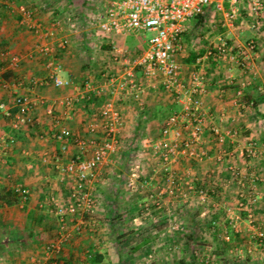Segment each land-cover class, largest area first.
I'll list each match as a JSON object with an SVG mask.
<instances>
[{
    "label": "built area",
    "instance_id": "built-area-1",
    "mask_svg": "<svg viewBox=\"0 0 264 264\" xmlns=\"http://www.w3.org/2000/svg\"><path fill=\"white\" fill-rule=\"evenodd\" d=\"M213 1L217 10L223 12V26L226 28L235 27V20L240 17V7L244 5L248 16L243 19L244 27L254 34L264 29V0H107L103 8L89 16L93 26L91 30L105 38V43L109 45L108 57L104 61L99 79L95 81L86 78L80 84H74L75 93L65 97L64 104L71 110L73 104L93 96H103V101L99 109V120L87 127L89 136H78L66 126L57 127L51 135L59 144L61 153L67 151L70 142L78 148L75 155L57 163L59 179L70 182L64 205L50 194L44 199L47 206H53L61 221L65 214L83 218L86 215L92 216L95 212L97 196L90 184L91 177L119 150L124 141L121 138L124 116L118 99L129 96L140 103L149 88H161L172 94L179 106L163 120L158 136L146 137L142 142V149L150 150L166 176L168 190L165 189V192L172 193L174 197L183 196L185 199L195 196L201 202L208 203L209 191L215 192L216 187L223 190L233 187L235 205L240 213L245 214L244 219L248 222L255 220L253 208L259 197L256 184L264 176V166L249 170L247 164L264 156V145L259 146L255 140L243 137L242 130L226 123L225 118H221L219 124H211L208 130L216 145L212 158L219 163L226 161L227 177L219 179L210 188L197 186L193 180H186L185 187L180 188L182 178L173 169V165L179 163L181 157L196 161L211 158L207 150L201 147L206 120L211 115L203 99L208 90L204 69L208 58L231 61L245 71H254V39L251 37L234 46L230 38L221 34L216 37L215 43L197 56L192 68L185 66L186 53L182 41L185 22L193 16L202 15L204 7ZM225 2L227 6L224 5ZM18 11L29 29L39 28L38 24L31 21L33 10L20 5ZM62 23L54 18L53 27L62 28ZM140 31L152 32V36L139 47H126V37ZM46 35L53 38L55 30L50 29ZM66 43L62 39L55 43L56 47L54 44L41 45L39 51L51 55L56 48H65ZM0 55L8 59L10 67H19V54L2 51ZM59 69L58 59L55 54L51 55L44 62V77L32 76L28 81L31 84L51 83L55 86L72 84V81L59 75ZM244 85L242 83L237 88V97L243 95ZM38 104H45L44 98L15 93L10 104L0 102V110L8 118L9 125L17 130L32 121L29 114ZM236 156L245 159V165H240ZM185 173H189V169ZM15 191L21 202L26 201L30 193L27 187L21 185H17ZM218 201L219 204L212 201L213 206L220 205L224 200L221 197ZM41 204L44 205L43 202ZM74 230L80 231L81 224L77 222ZM225 238L229 239V236ZM257 238L261 245L264 230L258 232ZM49 249L50 246H46V251ZM51 250L57 256L60 251L59 244ZM52 264H55V260Z\"/></svg>",
    "mask_w": 264,
    "mask_h": 264
},
{
    "label": "crops",
    "instance_id": "crops-1",
    "mask_svg": "<svg viewBox=\"0 0 264 264\" xmlns=\"http://www.w3.org/2000/svg\"><path fill=\"white\" fill-rule=\"evenodd\" d=\"M29 1L31 4L30 6L36 5L31 9L33 10V19L31 21L38 24L39 28L36 30H25L26 34L24 37L20 38L17 44L15 43L14 50H11V52L17 53L21 57L18 68L10 67L8 59L3 58L0 55V102L10 104L12 97L17 93L44 98L45 104L34 106L29 114L32 121L26 125L27 129L25 127L24 130L21 128L19 130L13 129L9 125L8 118L5 117L0 110V186H10L15 189L17 185H21L27 187L30 191L26 201L21 202L20 199L16 204L11 205L12 207H21L25 211V215L21 216L19 219L17 218V220L16 218L12 221L10 220V223L13 224L14 227L13 232L2 244L13 246V253L14 255L17 254L18 257H20L19 252L22 250V254L28 256L27 261H29V264H37V261L40 262L41 259L47 255L46 250L44 249L45 245L56 236L52 235L57 232V229L53 227L54 225L52 222L48 221L45 215L35 213L40 212L39 208L42 206V201L39 202L38 200L45 198L44 194H40L42 189L41 185H44L45 181L50 179L51 173L56 175L54 178L56 179V183L58 181L60 185H66L68 180L61 181L58 177L57 163L66 161L78 152L77 146L70 142L67 151L61 153L59 150V144L52 139L51 135L57 127L63 126L69 127L74 134H78L82 130V119L87 120L88 122L86 128L90 123L97 122L99 120V109L101 105L96 109L95 103L97 101L93 100V98L102 99L100 100L102 104L103 98L101 97L103 96H93V98L75 103L71 110L65 106V97L75 93L73 85L80 84L86 79V74L83 76L86 66L81 62V58L79 57L80 54L76 55L70 52L67 47L56 48L55 52L51 55L55 54L58 59L60 64L59 75L64 79L72 81V84L55 86L51 83H29L28 80L32 76L38 78L44 77V62L51 56L50 54L46 55L44 52L41 53L39 47L46 44H54V47H56L59 40L65 39L67 41V30L64 29L63 26L62 28L53 27V20L55 17L51 13L54 11L52 12V10L49 9L42 10L39 2L43 0ZM224 5L227 6V2H225ZM206 7L207 5L204 8ZM7 10H1L0 15L6 14ZM220 13L222 15L220 20L222 22L220 25L222 33L220 34L230 38L231 43L234 46L245 42L251 37L254 39L256 43V51L253 55L252 62L254 71H245L231 61H225L213 57L208 58L204 66L205 74L208 79V90L203 99L204 105L211 115L206 120V129L203 134L201 147L207 150L211 158L196 161L181 157V161L174 166L175 168H178L177 165L180 167L184 165L185 171L188 168H192L193 174H198L204 178L208 177L213 183H215L213 180L227 177V171L226 161L219 163L212 158L216 150V145L208 130V127L211 124H219L221 118H225L226 123L242 130L243 137L245 136L255 140L259 146L264 145V29L254 34L252 31L244 27L242 24L243 19L248 17L244 5H241L240 7V17L235 20V27L226 28L223 26V12L220 11ZM50 29L55 30L53 38L46 35ZM185 36L186 32L183 33L182 38ZM216 37L217 36H213V39L207 44L192 48L193 50H190L184 59L185 66L192 68L197 56L203 54L206 51V48L213 42L215 43ZM186 58L192 60L188 62L186 61ZM100 71L96 73L97 80L99 79ZM242 83H245L242 88L243 95L237 97L235 95L236 90ZM150 89L151 88H149V90ZM160 90L162 89L159 88V91ZM148 93L147 90L142 99L146 98ZM125 97L126 96L118 99V104L124 116V125L122 127L123 133H126L127 130H129L128 128H131L132 126L135 131V127L138 124L139 111L144 105H146L142 103L139 107L138 115H133L134 111L129 107L122 105L121 101L122 99H125ZM174 103L178 109L179 106L175 100ZM152 124H154V121H152ZM89 135L88 132L87 136ZM145 138L146 137L140 138L139 142L141 143V146H138L134 152L138 160L145 159L140 163V174H138L140 176H138L135 181L138 184L146 182V189L151 188L152 191L156 192L155 195L158 197L159 201H161V204L156 206L158 210H155L152 217L158 219L160 222L166 221L167 219L169 221L170 217H172V219L176 217L174 208L177 207L178 204L177 201L172 200L167 194L161 193L164 186L163 182L165 181L164 173L159 167L160 165L157 162V158L150 153V150L142 149V142H144ZM70 149H72V153H70ZM121 152L123 153L122 150H118L107 161V163L94 172L90 180V184H92L94 191L97 192L99 190L97 187L100 186V182L103 180L104 182H107L108 180L102 179L100 176L101 171L111 168L109 170V176L113 179H111L112 182H108L107 191L101 192V190H99L98 193L102 196L103 200L106 199V201L112 205L114 203L120 204L118 198H121L120 194H122L123 189L121 188L120 190L118 188L117 180L123 173V175L126 174L125 171H122L123 165L120 163L119 165L121 166H118L117 164L118 160L123 158L124 160L122 162L126 165V157H122ZM236 160L242 166L246 163L245 159L240 156H236ZM247 166L249 170H251V168L257 170L261 166H264V156L256 158L252 162L249 161ZM145 167L146 169H144ZM149 173L156 178L152 181H147L145 178L147 175H150ZM260 181H258V183ZM195 184L197 186H207L206 183L198 180ZM216 188L215 191L222 189L220 187ZM55 189H58L57 186H55ZM123 194L127 197V200L122 201L121 205L124 207V210L128 211L125 212V215L128 218L129 216H133L130 215V213L133 212L131 210L136 206V203L140 200H144L145 197L138 199L137 196H135V200H132V198L126 196V191H124ZM224 203L225 201L220 205L223 207L225 205ZM2 205L7 208L11 207L5 203H0V206ZM165 209L167 211H164ZM95 213H98V210H95ZM103 215L105 217V212ZM222 215L221 210H218L217 214L213 217L214 219L211 221H219V218ZM242 216H244V213ZM235 218H237V215H235ZM131 219L135 220L134 217ZM19 221L23 222L21 226L24 231L20 230L22 229L20 228V225H17L20 224ZM93 241L94 238L91 236H89V238L84 237L80 240L78 239L75 246H67L65 248L66 250L63 253V257L69 258L70 264H82L81 262H85L83 257H88L90 250L93 251L90 248ZM71 242L70 244H72ZM140 247L141 243H137L132 246L130 251H132L134 255L139 254L142 250ZM22 263V260H15V264Z\"/></svg>",
    "mask_w": 264,
    "mask_h": 264
},
{
    "label": "rangeland",
    "instance_id": "rangeland-1",
    "mask_svg": "<svg viewBox=\"0 0 264 264\" xmlns=\"http://www.w3.org/2000/svg\"><path fill=\"white\" fill-rule=\"evenodd\" d=\"M106 2L107 0H43L39 2L42 10L54 11L51 14L63 22L62 26L67 30V49L76 55L80 54L81 62L86 66L83 76L86 74V78L95 81H97L96 73L103 68L104 61L108 57V48L102 46L107 45L105 43L106 39L91 30L93 26L89 16L96 10L103 8ZM20 5L28 9L36 6H30L29 0H0V11L9 8L6 14L0 15V52L14 50L13 48H15L14 46L19 39L26 34L25 30L29 31L27 24L22 21V15L18 11ZM201 17V20L198 21L193 16L185 22L184 32H186V36L182 38V41L186 54L193 50L192 48L207 44L213 39V36L222 33L220 30L222 15L217 10L215 1L207 5ZM151 36L152 32L140 31L136 35L127 36L124 43L126 47L132 49L145 43ZM131 41L136 44H130ZM148 92L146 98L142 99L140 103L126 96L121 101L122 105L134 111L133 115H138L142 103L149 104L150 107L168 106L174 103L173 95L163 90L159 91V88L148 89ZM100 105L101 101L96 102L95 108L98 109ZM166 116L158 112L154 124L142 128L137 135L134 134L133 126L128 128L129 130L126 133L121 132V138L124 141L119 151H123L121 153L122 157H126V165L122 162L123 158H120L117 164L118 166L123 165L122 171H125L126 174L123 175V173L117 180L118 188L123 189L122 194H120L121 198H118L120 204L114 203L112 205L106 199L103 200L98 193L99 190L101 192L107 191L108 182H112L113 179L109 176L111 168L101 171L100 176L102 179L108 180L107 182L101 181L100 186L97 187L99 190L95 192L97 196L95 208L98 213L94 212L92 216L86 215L83 218L78 216L77 218L65 214L64 220L61 221V217L55 214L53 206L46 205L45 198L38 200L39 202L42 201L44 205L43 207L40 206V212L35 213L45 215L48 221L52 222L53 227L57 229V232L52 235L56 236L45 245V250L46 246H50L49 251H46L47 255L40 262L37 261V264H52L54 260L57 261L58 258L63 256L67 246H75L78 239L89 238V236L94 238L93 244L91 243L92 246H90L93 251L90 250V253L96 251L103 256L101 262L97 264H264V241L259 245L257 238L258 232L264 230V176L261 178V183L259 182L256 185L259 197L253 208L255 216L253 222L246 221L244 219L245 214L244 216H242L243 213L240 214L235 205L233 187L215 192L209 191L208 196L211 203L213 201L219 204L218 200L221 197L225 201L223 207L222 205L213 206L209 201L203 203L195 196H189L185 199L183 196L174 197L172 193L165 192V189L168 190L166 187L168 181L165 175L161 193L167 194L172 200L177 201L178 205L174 208L176 217L173 219L170 217L169 221L167 219L161 222L152 217L157 209L156 206L160 205L161 201L155 195L156 192L152 191L151 188L146 189V182L142 183L143 186L135 181L140 176L138 175L140 174V163L145 159L138 160L134 152L138 146H141L140 138L159 135L162 122ZM87 123V120L82 119V130L77 134L78 136L86 137L88 135ZM25 127L27 129V126H23L21 129L24 130ZM70 153H72V149H70ZM120 163L121 165H119ZM174 166L173 169L176 171V175L182 178L180 188L185 187L184 182L186 180H193L194 183L197 180L203 181L207 184V186L205 185L206 188H210L212 184L218 182V180H213L215 182L213 183L208 177L204 178L198 174H193L192 168H188L189 173H185L184 165L181 167L177 165L178 168ZM150 175L146 176L147 181L156 178ZM55 177L56 175L51 173L50 179L44 180L45 184L41 185L40 194H44L45 197L49 194L53 195L60 204L64 205L69 194L70 182L68 181L66 185H60L58 181V184L56 183ZM55 186L58 189H55ZM124 191L127 193L126 196L132 198V200H135V196L138 199L145 197L144 200L136 203V206L131 210L133 212L130 213L133 216L128 218L125 215V212L128 211L124 210L121 205L122 201L127 200V197L123 194ZM218 210H221L223 215L219 218V221L212 222L211 220L214 219L213 217ZM24 215L25 211L21 207L11 206L7 208L3 205L0 206V264H15V260H22V264H29V261H27L28 256L22 254V250L19 252L20 257H18L17 254L14 255L13 253V246L2 244L13 232L14 227L10 220L12 221L14 218L17 220V218L19 219ZM235 215L239 216L240 219L235 218ZM133 217L135 220L131 219ZM91 221H94L93 224H89ZM77 222L81 224L80 231L74 230ZM22 224L23 222H20L17 225L21 226ZM20 230L24 231L23 228ZM227 235L229 239L225 238ZM145 240L147 241L144 242ZM137 243H141L140 249L142 250L139 254L134 255L130 250ZM58 244L60 251L56 256L51 249ZM54 256H56L55 259ZM84 259L85 262H81L82 264H92L88 261V257H83Z\"/></svg>",
    "mask_w": 264,
    "mask_h": 264
},
{
    "label": "trees",
    "instance_id": "trees-1",
    "mask_svg": "<svg viewBox=\"0 0 264 264\" xmlns=\"http://www.w3.org/2000/svg\"><path fill=\"white\" fill-rule=\"evenodd\" d=\"M194 18H197V20L199 21V20H201L202 17H201V15H196V16H194ZM130 44L133 45L136 43H133L131 41ZM102 46L109 48V45H106V44L102 45ZM191 60L192 59L186 58V61H188V62H190ZM101 98H103V97H101ZM93 100H96L97 102H99L102 99H97L94 97ZM176 109L177 108L175 106V103L170 104L168 106L158 105V106H153V107H150L149 105H144L141 108V110L139 111L138 124L135 127V133L134 134L137 135L139 133V131L144 127L145 128L150 127V125L152 124V121H155V119H157L158 112L162 113L163 115L164 114L168 115ZM19 200H20V197L17 194V192L15 191V189L11 188L10 186H0V203H5L6 205L11 206V205L16 204ZM146 241L147 240H145L144 242H146ZM102 257L103 256L100 253L92 252L88 255V261H90L92 264H97V263L101 262ZM55 264H70L69 258L62 256V257L58 258L57 261H55Z\"/></svg>",
    "mask_w": 264,
    "mask_h": 264
}]
</instances>
